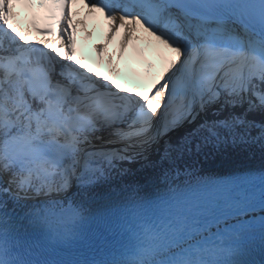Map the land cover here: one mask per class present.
<instances>
[{
    "label": "snow or ice",
    "instance_id": "obj_1",
    "mask_svg": "<svg viewBox=\"0 0 264 264\" xmlns=\"http://www.w3.org/2000/svg\"><path fill=\"white\" fill-rule=\"evenodd\" d=\"M253 147L264 0H0V264H264V164L199 168Z\"/></svg>",
    "mask_w": 264,
    "mask_h": 264
},
{
    "label": "bare ground",
    "instance_id": "obj_2",
    "mask_svg": "<svg viewBox=\"0 0 264 264\" xmlns=\"http://www.w3.org/2000/svg\"><path fill=\"white\" fill-rule=\"evenodd\" d=\"M111 49H112V52L116 50L115 43L111 45ZM251 152H255V154ZM239 153H242V154L237 155L235 157L242 156L246 158V160L249 163H254V165L264 164V159H262L261 152L256 147H253L249 149L248 151H243L241 149L227 148L221 153H213L211 155H208L207 157L202 158L199 162V168L201 170V173L203 175H208V174H213L215 172H219L220 170L219 165L228 164L229 160L231 158H235L234 155L239 154ZM217 161H220V162H217ZM131 167L133 168V175L130 177H127L129 181H133V180L136 181L142 177H145L146 175L153 174L150 168H140L139 165H132Z\"/></svg>",
    "mask_w": 264,
    "mask_h": 264
},
{
    "label": "water",
    "instance_id": "obj_3",
    "mask_svg": "<svg viewBox=\"0 0 264 264\" xmlns=\"http://www.w3.org/2000/svg\"><path fill=\"white\" fill-rule=\"evenodd\" d=\"M152 175H146L145 177H142V178L136 180V182H138V183L143 185V184H145L144 182H149L150 181Z\"/></svg>",
    "mask_w": 264,
    "mask_h": 264
},
{
    "label": "rangeland",
    "instance_id": "obj_4",
    "mask_svg": "<svg viewBox=\"0 0 264 264\" xmlns=\"http://www.w3.org/2000/svg\"><path fill=\"white\" fill-rule=\"evenodd\" d=\"M248 153H249V152H248ZM251 153H254V154H255V152H251ZM241 154H242V153L235 154L234 157L237 156V155H241ZM243 154H245V153H243ZM256 154H257V153H256ZM259 154H260V153H259ZM253 157H254V156H253ZM231 160H233V158H231ZM215 162H216V161H215ZM217 162H220V161H217Z\"/></svg>",
    "mask_w": 264,
    "mask_h": 264
}]
</instances>
